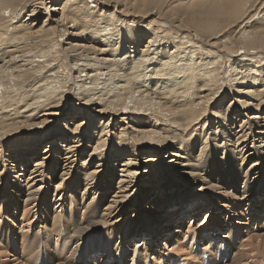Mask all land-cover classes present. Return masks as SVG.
<instances>
[{"label":"bare ground","instance_id":"bare-ground-1","mask_svg":"<svg viewBox=\"0 0 264 264\" xmlns=\"http://www.w3.org/2000/svg\"><path fill=\"white\" fill-rule=\"evenodd\" d=\"M117 1L123 2L119 14L129 19L114 17L118 10L115 4L120 3ZM117 1L0 0V148L4 143L11 144L9 154L15 156L13 160H19L17 168L24 171L25 162L37 156L41 143L38 141L40 143L34 147L37 142L29 137L47 139L42 156L30 162V173H21L31 186L9 188L5 185L13 199L14 211L19 214L16 222L20 223L21 232L29 226L31 231L20 241L8 225L10 222L0 220V248L15 251L20 256L37 249L33 261L26 257L20 264H35L44 258L52 264L61 260H65L61 264H66L72 260L74 249L83 245L84 248L93 246L92 264H104L107 257L116 260L107 264H148L144 255L152 249L154 253L163 233L167 239L165 244L172 236H178L173 251L175 255L177 250L183 254V261H178L180 264H194L200 259L204 263V258L211 261V254L216 251L215 239L220 242L216 257L225 258L223 262L243 253L246 256L241 254L240 259L245 256L242 263L263 264L260 248H264V233L259 231H264V226L254 234L252 229L243 231L241 224L231 226L227 221V230L223 232L219 218L211 216L209 210L205 211L206 219H202V224L187 219L191 223L186 229L183 225L173 230L168 226H178L189 214L197 217L203 205L207 208L214 190L223 189L225 195L239 198L264 189L260 174L254 173L259 170L261 176L264 175V80L258 86H253L256 82H252V89L245 86L235 89L230 83L235 79L228 83L224 74L220 76L223 72H219L224 62H231L227 69L234 71L235 56L243 59L247 54H264V26L247 29L253 23L250 18L256 13L261 12L258 18L264 15V0H187L172 6V0ZM111 7V13L103 14V9ZM41 14H44L43 21L36 24ZM169 14L177 20L170 21L166 17ZM163 18L171 22L168 30L158 26ZM145 21L147 26L143 24ZM120 27L122 31L126 27L129 31L121 34ZM145 27L152 31L143 39L144 48H138L141 38L147 35ZM169 45L174 47L169 49ZM190 46L196 48L190 52ZM207 46L213 49L211 58L213 54L204 53ZM188 49L190 53L185 57ZM184 58L195 80H185L179 89L165 92L155 87L151 95L142 81L181 77L178 69ZM207 60L209 62L203 64ZM144 76L147 78L141 80ZM199 77L202 80L198 83L196 78ZM241 78L245 82L250 75L243 74ZM70 79L80 82L78 97L72 94ZM113 82L120 83L114 90L110 88ZM137 82L141 83L138 88L132 87ZM229 93H233V97L225 103ZM71 95L75 98L73 101ZM62 117L70 118L72 127L68 137L62 129L56 131L55 136L50 133L53 122L65 124ZM117 122L121 128L118 134H112L109 129H116ZM126 123L130 125L126 127ZM89 124L93 127L91 130L99 128V137L87 158L77 164L82 157V146L91 139L90 128L84 133ZM183 132H188L187 137ZM204 136L205 140L199 142L198 137ZM83 138L85 141L81 144ZM194 138L197 139L195 147ZM220 142L226 147L223 160L218 158ZM196 148L197 152L200 149L197 159L194 157ZM235 148H239L237 153ZM204 154L205 161H198ZM29 155L32 157L28 158ZM241 156L244 157L242 163L234 161V157ZM119 158L122 161H118ZM210 159L218 160L219 168L228 163L242 173V189L241 184H228L224 171L209 174L206 162ZM93 160H96L95 166L88 170L86 165ZM142 163L143 169L139 171ZM114 166H119L115 186L112 184L116 176ZM248 172L252 178L244 182ZM11 173L16 174L18 170ZM52 177L59 179V183L51 189L37 188L38 183H46ZM3 178L4 174L0 173L1 186ZM197 183L202 184L198 187L200 195L186 197L187 191ZM181 186L185 187L180 192L175 191ZM114 187L116 190L101 208L100 193L107 194ZM239 188L240 193L235 194L234 190ZM67 189L71 195L65 200L58 198L57 192L63 190L66 194ZM5 191L0 190V196ZM133 201V215L129 218L132 227L124 236L131 233L134 226L140 227L135 228L138 235L131 237V242L127 241L131 247L125 248L123 243L115 244V239L123 235L122 229L118 231L121 218L118 215L128 212L124 208L127 202ZM50 203L52 206L59 203L57 207L64 203L65 211L54 214ZM174 204L176 207L167 208ZM28 205H32L31 213L25 211ZM8 209L2 211L0 207V218ZM115 215L113 223L109 216ZM165 215L170 225H164L160 231ZM31 220H34L32 224ZM110 222L111 227L107 228L105 225ZM34 223L43 225L40 232L34 231ZM72 244L75 245L70 248ZM114 246H117L115 250ZM223 247L225 253L228 252L225 257ZM207 248L214 250L210 257L204 253ZM243 249L244 252L239 251ZM169 251L168 245L156 251L153 263H170ZM127 254L131 258L128 259Z\"/></svg>","mask_w":264,"mask_h":264},{"label":"rangeland","instance_id":"rangeland-1","mask_svg":"<svg viewBox=\"0 0 264 264\" xmlns=\"http://www.w3.org/2000/svg\"><path fill=\"white\" fill-rule=\"evenodd\" d=\"M117 1V0H116ZM117 2H120V1H117ZM184 2H187V0H172V2L170 3L171 4V6L172 5H175V4H178V3H184ZM113 3V2H112ZM122 3L123 2H120V3H118V4H115L117 7H118V10L117 11H115L116 13H114L115 15H114V17L115 18H117V19H129V17L127 16V17H125V16H122L121 14H119V10L120 9H122ZM59 4H61V2H59ZM114 6V5H113ZM113 7H111V8H105V9H103L102 11H103V14H109V13H111L112 11H113V9H112ZM155 12V11H154ZM261 15V12H258V14L256 13L252 18H250L252 21H253V23H251L250 25H248L247 26V29L248 30H253L254 28H257V27H263L264 26V15H262V17L261 18H258L257 17V15ZM91 15V14H90ZM155 15H157V13L155 14ZM44 16V14H41L40 16H39V18H38V20H37V23L36 24H40L42 21H41V19H42V17ZM103 17H105V15H102ZM24 18L26 17L25 15L23 16ZM23 17H22V19H23ZM166 17L170 20V21H173V20H177V17L176 16H173L172 14H169V15H166ZM101 18V17H100ZM147 20H149V19H147ZM40 21V22H39ZM170 21H168L167 19H165V18H163V23H158V26H159V28L160 29H164V30H168L170 27H172L171 26V22ZM143 24L145 25V26H147V21H145V22H143ZM80 26H82V25H80ZM129 28V27H128ZM146 29H147V31H145V33H147V35H145V36H143L141 39L142 40H140L141 42L139 43V46H138V48H144V47H142V45H145V43H146V41L145 40H143V39H146V37L147 36H149V32L150 31H152V29H149L148 27H145ZM119 29V31L121 32V34H123V33H126V32H128L129 30L127 29V27L122 31V28L120 27V28H118ZM171 33V32H170ZM115 35H116V33H115ZM171 35H173V34H171ZM177 37H178V35L175 37V41H176V39H177ZM207 40V39H206ZM174 47V45H169L168 46V48L169 49H171V48H173ZM194 48H196L195 46H190V48L189 49H191L190 50V52L194 49ZM189 49H188V53L185 55V57H187L188 55H189ZM202 50H204V48L202 49ZM211 51V52H210ZM109 52V51H108ZM247 52H249V51H247ZM204 53H206V55L207 56H209L210 54H213V49H212V47L211 46H207L206 47V50H204ZM242 53V52H241ZM240 53V54H241ZM245 53V52H244ZM214 56V54L213 55H210V58L211 57H213ZM183 62H181V66H180V69H178V72H180V73H178V76H181V77H177L176 79H168V80H163V79H158L157 81L154 79V80H146V82H145V80H143V78H147V77H142V78H140L141 80H143L142 81V84H144V86H146L147 88H148V91L151 93V95L152 94H154L153 92L154 91H152L153 89L155 90V87H157V90L159 91V90H163V92H165V91H168V90H172V89H179V86H181V84L183 83V82H185V80H187V81H192V80H195V78H193V77H191L190 75L193 73L192 72V70H188L187 69V61L185 60V58H184V60H182ZM235 61H237V63H238V61H239V63L237 64V63H235V69H234V71L232 70V69H230V67H229V70L227 69V64H228V66H230V63L231 62H224L223 64H222V67L220 68V70H219V72L221 71V72H223V73H221L220 74V76L221 75H223L224 74V76L225 77H227V82L229 83V80H231V79H235V81L234 82H230L231 84H233V86L235 87V89H238V88H240V87H242V86H245V87H248V88H250V89H252V87L253 86H258L263 80H264V54H262V55H252V54H247V55H245L244 57H243V59H241L239 56H235L234 57V62ZM207 62H209L208 60L207 61H204L203 62V64H206ZM152 67L154 68V66L152 65ZM197 70H200V69H197ZM125 71V70H124ZM233 71V72H232ZM152 73H153V71H152ZM183 73H184V75H183ZM242 73V74H241ZM49 74H53L52 72H49ZM243 74H248V75H250V78H249V80L248 81H245V82H242V76H243ZM73 75L75 76V74L73 73ZM223 76V77H224ZM255 76H257V77H255ZM73 78V77H72ZM253 78H258L256 81L253 79ZM177 79H178V81H177ZM260 79V80H259ZM196 80H198V83H199V81H201L202 80V78H196ZM140 81V80H139ZM162 82V83H161ZM254 82H256V84H254L253 85V83ZM70 83H72L73 85V89H72V94L74 95H77L76 97H78L79 95L78 94H80V91H81V86H80V82H71V79H70ZM75 83V84H74ZM120 83H117V82H113V83H110V88H113V90H114V88L116 87V86H118ZM141 83L140 82H137L136 84H134V86H132V87H134V88H138V86L140 85ZM251 84L253 85V86H251ZM114 86V87H113ZM141 89H144V87H141ZM74 90V91H73ZM156 90V91H157ZM73 95H71L70 96V99L73 101L75 98H72L73 97ZM233 97V93H229V94H227L226 95V98H225V100H224V102L226 103L228 100H230L231 98ZM236 97V96H235ZM76 101V100H75ZM22 107V106H21ZM96 107H98V106H96ZM20 109V108H19ZM76 118H78V117H76ZM80 118V117H79ZM63 120V122H65V124H61V123H59L58 121H56V122H53L52 123V125H51V127H52V129H51V131H50V133L52 134V133H54V136L55 135H57L56 134V131H58V130H60V129H62V130H66L65 131V134H66V137H68L69 136V129L72 127V125L69 123L70 122V118H66V119H64L63 117L61 118V121ZM75 120H78V119H75ZM75 120H72V121H75ZM102 121H105V120H102ZM114 122V121H113ZM114 124H116V122H114ZM163 124V123H162ZM95 125H98V122H96L95 123ZM130 125V123H126V127L127 126H129ZM145 126H147V124L145 125ZM90 128V124L87 126V129H84V133L86 132V130H88ZM91 128H93V127H91ZM91 128L88 130V132H90V131H92V135H91V139H90V141H85L84 140V138H83V140H82V142H80L81 144H83V142L85 141V144L82 146L83 147V149L81 150V153H82V157H80V159H79V161H78V163L77 164H80V161L81 160H85L86 158H87V154H89L90 153V151H91V147H92V145L95 143V141L97 140V138L99 137V128L97 127V129H93V130H91ZM119 128H121V124H119L118 122H117V126H116V129H114V128H111L110 127V131L112 132V134H118V132H119ZM68 131V132H67ZM129 132V129L127 130V133ZM61 133V132H60ZM184 134H183V136H185V137H187V135H188V132H183ZM30 138V140L31 141H33V140H35V142H37V143H35V145H34V147L36 146V145H38V143H40V142H38V141H40L41 140V143H40V147H38L39 148V153L37 154V156L36 157H34V158H32V160H30V162H33L34 160H36V158L38 159L39 157H41L42 156V153L41 152H43V150H45V148H47V147H45V146H47V139H45V136H42L41 138H39V137H36L35 139L33 138V137H29ZM198 140H199V142H201L202 140H205V136L203 137V138H200V137H198ZM194 147H195V145H196V142H197V139L196 138H194ZM11 144H9V143H4V145L3 146H1V148H0V173H2V174H4V178H3V182H2V186L0 185V190H3V191H5L6 189H5V185H7L9 188H10V186H12V187H16V186H18V187H30L31 185H30V183H27L28 181H27V179H26V181H24L25 180V178L23 177V175H21V173L22 172H24L25 174H27V172L28 173H30V170L29 169H31L30 167H31V163L30 162H25V165H24V171L23 170H19V168H17L18 167V164H17V162L16 161H19L18 159H12L13 158V156L14 155H11V154H9L10 152V146ZM219 146H218V158L219 159H224V157H225V153H226V147H225V143L224 142H220L219 144H218ZM6 146V147H5ZM239 148H235V151H236V153L239 151L238 150ZM195 153H194V157H195V159H197L198 158V156H199V153H200V149L198 150V152H197V148L195 149ZM243 152V151H242ZM241 152V153H242ZM84 153V154H83ZM141 153V152H140ZM140 153H138V154H140ZM150 153H148V155H149ZM155 154V153H154ZM157 154V153H156ZM163 154V153H162ZM141 156V155H140ZM144 156V155H143ZM146 156V155H145ZM236 157H238L239 156V154L238 155H235ZM7 157V158H6ZM28 158L30 157H32V156H27ZM76 157V156H75ZM162 157H163V155H162ZM236 157H234V161H238V163L240 162V163H242V161H243V159H244V157L243 156H241L239 159L238 158H236ZM14 158H15V156H14ZM8 160V161H7ZM255 160V159H254ZM118 161H122V158H119L118 159ZM198 161H205V154L204 155H202V156H200V159L198 160ZM218 161V160H217ZM217 161L216 160H209L208 162H206V168L208 169V173L209 174H215V173H217V170H219L220 172H222V171H224V173H225V176L228 178V184H232V183H236V184H241V189H242V182H241V180L243 179V174L242 173H240L239 174V172L238 171H236V170H234V169H232L231 168V166L228 164V163H225L224 164V166L222 167V168H219L218 166H217ZM250 161V160H249ZM89 162V161H88ZM95 163H96V160H93L90 164H87L86 165V168H88V170L89 169H91L93 166H95ZM246 163V162H245ZM17 164V165H16ZM20 164V163H19ZM15 165V166H14ZM61 167H63V166H61ZM15 168V169H14ZM119 168V166H114V172H115V177H113V179H112V184H113V186H115L116 185V180H114V179H116L117 178V175H118V172L119 171H117V169ZM230 168L232 169V171L233 172H235L236 174H237V176L235 175V173H233V172H231L230 171ZM142 169H143V163H142V166H140L139 167V171H142ZM237 169V168H236ZM13 170H18V173H11ZM203 172V174H204V171H202ZM40 173V170L37 172V174H39ZM255 174H260V178L262 179V182L264 183V175L263 176H261V171H259V170H256L255 172H254ZM18 174V175H17ZM36 174V175H37ZM58 174V173H57ZM27 176V175H26ZM259 176V175H258ZM37 178H39L38 176H37ZM53 178V179H52ZM51 179H49V180H47V182L45 183H41V185L39 184H37V188L38 187H41L40 189H44V188H48L49 189V187H50V189H51V187H53V186H55V184L56 183H59L58 181H59V179H57L56 177H52ZM251 176H250V173L248 172L247 173V175L244 177V182L245 181H250L251 180ZM260 178H259V180H260ZM21 180V181H20ZM43 180V179H42ZM259 180H258V182H259ZM203 181V180H202ZM256 181V180H255ZM0 183H1V180H0ZM11 183V184H10ZM15 183V184H14ZM17 184V185H16ZM179 185V184H178ZM185 185V184H184ZM42 186H43V188H42ZM202 186V184L201 183H197V184H194V185H192L191 186V188L187 191V193L185 194V196L186 197H195V196H198V195H200V192H199V188ZM185 186H181V188L180 189H178V188H176L175 189V191L177 190L178 192H180L183 188H184ZM199 187V188H198ZM58 188H62V187H58ZM65 188V187H64ZM198 188V189H197ZM56 190V189H55ZM54 190V191H55ZM68 190V189H67ZM66 190V194L64 193V191L63 190H59V192H57V196H58V198L61 196L62 198L64 197V200L65 199H67L68 198V196L69 195H71V191L70 190H68L67 191ZM116 190V188L114 187V188H111L109 191H108V193L106 194V193H104V194H102V193H100L101 195H99V198H100V202H101V208L105 205V204H107V202H106V199L107 198H109V196H110V194H112L114 191ZM219 190H220V192H219ZM219 190H214L213 191V193H214V195L213 196H211V198L209 199L210 201L208 202V204H207V208H204V205H203V208L202 209H200V212H199V215L197 216V217H194V218H192L191 216H192V214H189V215H186V218H184V219H182V221L179 223V225L178 226H168V228L170 227V229L171 230H173L175 227H180L181 225H183L184 226V228L186 229L187 228V226L193 221V220H196V221H194L196 224H202L201 222H204V220L206 219H204V217L206 216V215H204V213H205V211H207V210H209V211H207V212H211L212 213V215L211 216H215V217H218L219 218V222H220V226H219V228L223 231V232H225L226 230H227V221L228 222H230V225L231 226H234V225H240L241 224V228H242V230L243 231H245L247 228L249 229V230H251L252 229V231H253V233L255 234V232L256 231H258V230H260L263 226H264V207H261L262 205H264L263 203H264V189H260V190H255V192L253 193V191L252 192H250V195H248L247 197H239V198H236V197H234V196H230V194H224L223 193V189H219ZM174 191V192H175ZM198 191V192H197ZM234 191H236L235 192V194H239L240 193V188L238 189V190H234ZM62 192V193H61ZM5 194L3 195V196H0V207L2 208V211H5V209H8V210H6V213H4V214H2V217L0 218V220L1 221H7V223L8 222H10V223H8V225L12 228V232H14L16 235H15V237L17 238V237H19L20 238V241H22L23 240V237L25 236V234L27 235L30 231H31V227L29 226V227H27V228H24L23 229V231H26V232H21V230H20V223H17L16 222V217H18L19 216V214H18V212L16 213V211H14V207H13V199H11V197H10V194L7 192V190L4 192ZM1 194V193H0ZM106 194V195H105ZM234 195V194H233ZM102 197V198H101ZM85 198V197H84ZM181 198V197H180ZM218 199H220V201H218ZM187 202H188V200H186ZM83 203H85V200H83ZM133 203H134V201L133 202H127V204H126V206H125V208L124 209H126L128 212H126V213H122L121 215H118V217H120L121 216V218H120V220L118 221V223H120V225L118 226V231H120L121 229L123 230V235L121 236V237H119L118 236V234H116V232L115 233H113V235H114V237H116V236H118L116 239H115V244H117V245H121V243H123V245L124 246H126L125 248H127V247H131V244L130 243H127V241L128 242H131V241H129L130 239H132V238H134L135 236H137L138 235V233H137V235H135V228H138V227H140L139 225L137 226H134L135 228H132V232L131 233H128V234H126V236H124V234L128 231V230H131V227H132V224H131V221H130V219H131V216L133 215L132 214V209H133V207H132V205H133ZM129 204H130V206L131 207H129ZM192 203H190V205H191ZM262 204V205H261ZM57 205H59V203H55L53 206L51 205V203L49 204V206H51L52 207V210H54L55 212H54V214H57L58 212H63V211H65V208L64 207H62L63 205H64V203L62 204V206H59V207H57ZM140 205V204H139ZM142 206H144V205H142ZM8 207V208H7ZM32 207V205H28L27 207H26V209H25V211L26 212H30L31 213V208ZM173 208V207H176V205L174 204V205H168L167 206V208ZM59 208V209H58ZM101 208H100V214L102 213V211L103 210H101ZM140 208H141V206H140ZM141 210V209H140ZM189 210L190 209H188L187 210V213L189 212ZM34 211V210H33ZM142 211H143V209H142ZM80 212H82V210L80 211ZM112 214H115L114 212L112 213ZM208 214V213H207ZM142 217H143V215H142ZM165 217H166V215H165ZM164 216H162V220L161 221H163L164 222V224H162L161 226H160V228H159V230L161 231L162 230V228L164 227V225H170L169 223H170V220L166 217L165 218ZM203 217V218H202ZM101 218V217H100ZM110 218V219H109ZM109 220L111 221V222H113V219H115V218H117L116 217V215H115V217H112V216H109ZM130 218V219H129ZM210 218V217H209ZM212 218V217H211ZM15 219V220H14ZM33 219V218H32ZM186 219V220H185ZM187 219H189V220H191V222H188L189 220H187ZM202 219H204L203 221H202ZM184 220H185V222H184ZM33 221L34 220H31V224L33 223ZM209 221H211V220H209ZM255 221V223H253ZM106 223V227L107 228H110L111 227V224L112 223ZM114 223V222H113ZM153 223H154V221H153ZM213 223V222H212ZM107 224H110V225H108L107 226ZM173 224H175V223H173ZM125 225V227H123ZM35 226V228H34V231H36L37 232V230H38V232H40L41 231V229H42V227L41 226H43L42 224H36V223H34L33 224V227ZM198 225H194V227H197ZM41 227V228H40ZM214 229V228H213ZM17 231V232H16ZM160 231H159V234H161L160 233ZM223 232H222V234H223ZM260 232H263L264 233V231H259V233ZM252 233V234H253ZM256 233H258V232H256ZM133 234H134V236H133ZM126 237V238H125ZM132 237V238H131ZM177 237L178 236H172V239H171V241L168 243V244H165L166 243V241H167V239L165 240L164 239V236H163V233L161 234V236H160V240H159V238H158V243H157V249L154 251V253H151V252H153V250H151V252H149V254H146V255H144V258H145V260L148 258H150L149 260L147 259V262H148V264H156L155 263V261H154V263H153V257H154V255H156V251H162V248L164 247H166V245H168V251L169 250H171V251H169L170 253H171V262L170 263H165V264H180L179 262H182L183 260V254L180 252V250H177V252L179 253V255L180 256H177L178 255V253L175 255V253H176V251L174 250L173 251V249L175 248V246L177 245L176 244V239H177ZM148 239H150V238H148ZM126 240V241H125ZM217 242V243H216ZM219 243V244H218ZM75 245V244H74ZM73 244L71 245V247L70 248H72L73 246H74ZM255 245V244H254ZM84 247H85V245H83ZM90 246V248H84V247H80V248H82V249H80V248H78L77 247V250L76 249H74V251L72 252L73 253V255H72V260H70L69 261V263L70 264H92L93 263V261L91 260V255H94L95 253L94 252H91L92 251V248H93V246H91V245H89ZM219 246H220V242H218L216 239H215V249L214 250H216L215 251V253L214 254H211L212 253V251H214L212 248H207V249H205L204 250V253H205V255L207 254L209 257H210V254H211V256H212V260L210 261V259L208 260V262H207V260L204 258V263H203V260L202 259H200V261L199 262H196V263H194V264H241L243 261H245L244 260V257L246 256L245 254H243V253H240V252H244L245 250L243 249V250H239L240 252V255L239 256H237V255H234V256H232V257H230L229 259H230V261H227V262H223V260L225 259V258H223L222 260H220L218 257H216V253L217 252H220V248H219ZM20 247V246H19ZM94 247L96 248V245H94ZM248 247V246H247ZM246 246H244V248H247ZM117 248V246H114L113 247V250H115ZM218 248H219V250H218ZM91 249V250H90ZM109 249V248H108ZM181 249V248H180ZM86 251L85 253L83 252V251ZM88 250H90L89 251V253H88ZM197 250H199V249H197ZM225 249H224V247H223V250H222V253L224 254V256L223 257H225L226 255V253H228V252H226L225 253V251H224ZM260 250H263V252H262V258H263V264H264V248L263 247H261L260 248ZM1 251H3V252H1ZM5 251V252H4ZM20 251V250H19ZM36 251H37V249H34V250H32V252L30 253H26V251L24 252V255H22V256H20V254L18 253V254H16V253H14V252H8V250H5L4 248H0V254H3V253H5L6 255L5 256H3V257H1L0 256V264H16V262H17V264L20 262V260L23 258V259H26V257H28L29 258V260L30 261H33V258L35 257V253H36ZM68 253V252H67ZM66 253V256L68 255ZM77 253V254H76ZM151 253V254H150ZM165 253V252H164ZM164 253L163 254H161V257H163L164 256ZM173 253V254H172ZM234 253V251H232V254ZM14 254V255H13ZM27 254V255H26ZM33 254V255H32ZM75 254V255H74ZM195 254H196V251H195ZM245 255V256H243V258H241L240 259V257H242V255ZM16 255V256H15ZM206 255V256H207ZM32 256V258H30ZM65 256V257H66ZM176 256V257H175ZM5 257V258H4ZM16 259H15V258ZM17 257H19L18 259H17ZM180 257V258H179ZM235 257V258H234ZM6 258H7V260H6ZM14 258V259H13ZM127 258L129 259V258H131V255H129V254H127ZM165 258V257H164ZM179 259H180V261H179ZM228 259V260H229ZM237 261H236V260ZM240 259V260H239ZM2 260H3V262H2ZM4 260H6V261H4ZM110 260H114V257H110V259H107V260H103V263L104 264H107ZM232 260V261H231ZM250 259H248L247 261H249ZM14 261V262H13ZM63 261H65V260H63ZM62 260L61 261H58L57 262V264H59L60 262L62 263L63 262ZM179 261V262H178ZM184 261H186V260H184ZM191 261H193V260H191ZM195 261V260H194ZM236 261V262H235ZM240 261V262H239ZM114 262V261H113ZM231 262H233V263H231ZM35 264H52L53 262H49V260H47V259H43L42 261H40V262H38V263H36V262H34ZM60 263V264H61ZM69 263H66V264H69ZM134 263V262H133ZM20 264V263H19ZM128 264H131V262H129ZM135 264V263H134ZM157 264H159V263H157ZM192 264V263H191ZM242 264H244V263H242Z\"/></svg>","mask_w":264,"mask_h":264}]
</instances>
